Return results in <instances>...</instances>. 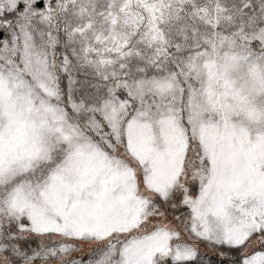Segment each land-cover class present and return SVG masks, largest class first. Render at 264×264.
<instances>
[{
    "label": "snow or ice",
    "instance_id": "6c2138e0",
    "mask_svg": "<svg viewBox=\"0 0 264 264\" xmlns=\"http://www.w3.org/2000/svg\"><path fill=\"white\" fill-rule=\"evenodd\" d=\"M0 264H264V0H0Z\"/></svg>",
    "mask_w": 264,
    "mask_h": 264
},
{
    "label": "rangeland",
    "instance_id": "374dc122",
    "mask_svg": "<svg viewBox=\"0 0 264 264\" xmlns=\"http://www.w3.org/2000/svg\"><path fill=\"white\" fill-rule=\"evenodd\" d=\"M118 18H114L112 23L113 25H115L117 23ZM87 27H91V25H88ZM108 37L104 35L103 32L97 31L96 33V41L101 43V44H105V41H107ZM111 44H114L116 47L115 49H112L111 47H109L108 45H105L106 47H108V50L110 51H118L120 48L125 47L126 46V41H121L118 36L114 35L111 38Z\"/></svg>",
    "mask_w": 264,
    "mask_h": 264
},
{
    "label": "trees",
    "instance_id": "16d2710c",
    "mask_svg": "<svg viewBox=\"0 0 264 264\" xmlns=\"http://www.w3.org/2000/svg\"><path fill=\"white\" fill-rule=\"evenodd\" d=\"M185 2H190V0H185ZM177 12H179V8L176 9Z\"/></svg>",
    "mask_w": 264,
    "mask_h": 264
}]
</instances>
